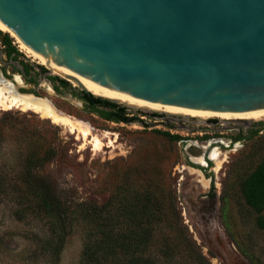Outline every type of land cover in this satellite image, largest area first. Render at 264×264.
<instances>
[{
    "label": "rangeland",
    "instance_id": "rangeland-1",
    "mask_svg": "<svg viewBox=\"0 0 264 264\" xmlns=\"http://www.w3.org/2000/svg\"><path fill=\"white\" fill-rule=\"evenodd\" d=\"M1 32L10 37L19 54L11 62L0 39V88L18 86L20 79L22 88L36 91V96L68 116L77 130L34 111L0 110V120H7L6 141H0V169L15 167L18 154L32 149L23 126L29 131L42 129L49 126L41 121H49L59 128L60 139L46 133L65 153L42 171L53 179L71 211L79 204L127 205L142 200L144 192H154L150 199L164 204V217L171 216L169 204L175 203L181 225L211 264H264V229L258 225L264 210L249 206L242 191L244 180L264 162V120L186 121L160 111L128 109L129 117L143 123L108 121L91 112L90 103L81 100L83 91L61 89L56 95L46 79H40L37 86L26 82L17 66L27 65L38 75L36 68L46 66L22 51L9 33ZM67 82L71 89L78 87ZM84 131L90 135L84 137ZM93 137L101 142L99 150ZM207 162L211 163L208 167ZM218 163H222L220 170ZM50 226L38 203L3 200L0 264H80L84 241L80 222L74 224L60 252Z\"/></svg>",
    "mask_w": 264,
    "mask_h": 264
},
{
    "label": "water",
    "instance_id": "water-1",
    "mask_svg": "<svg viewBox=\"0 0 264 264\" xmlns=\"http://www.w3.org/2000/svg\"><path fill=\"white\" fill-rule=\"evenodd\" d=\"M0 22L84 94L82 84L190 109H264V0H0Z\"/></svg>",
    "mask_w": 264,
    "mask_h": 264
},
{
    "label": "trees",
    "instance_id": "trees-1",
    "mask_svg": "<svg viewBox=\"0 0 264 264\" xmlns=\"http://www.w3.org/2000/svg\"><path fill=\"white\" fill-rule=\"evenodd\" d=\"M0 39L10 56L16 57L19 54L8 35H3L0 31ZM52 80L58 81L63 88L70 86L67 81L58 77ZM81 100L90 103L91 112L108 121L143 123L140 119L129 117L127 108L119 107L102 97L83 94ZM100 107L107 111H96ZM41 122L49 127L29 131L23 126L22 133L30 140L32 149L18 154L15 167L0 169V203L7 198L38 203L49 218L59 252L74 224L80 222L84 229L80 264H211L181 225L175 203L169 204L171 216L164 217V204L150 199L155 196L154 192H144L142 200L127 205L79 204L71 211L53 179L42 171L47 165L57 163L64 157L65 148L62 145L54 146L55 138L46 133L50 132L60 139L59 128L49 121ZM209 122L218 121L210 119ZM6 123L7 120H0L2 143L6 141ZM49 128L54 131H49ZM167 135L178 138L169 133ZM242 191L249 206L257 211L264 210V162L244 180ZM258 225L264 229V217L259 218Z\"/></svg>",
    "mask_w": 264,
    "mask_h": 264
},
{
    "label": "bare ground",
    "instance_id": "bare-ground-1",
    "mask_svg": "<svg viewBox=\"0 0 264 264\" xmlns=\"http://www.w3.org/2000/svg\"><path fill=\"white\" fill-rule=\"evenodd\" d=\"M0 30L9 33L13 38H15L16 42L19 44V47L22 51H24L30 57H33L37 60L28 50L27 48L0 22ZM38 61V60H37ZM38 63H40L38 61ZM41 64V63H40ZM43 65V64H42ZM45 66V65H44ZM47 67V66H46ZM49 68V67H48ZM52 70V69H51ZM54 74H58L59 76L70 81L74 86H78L79 84L76 81L70 80L69 78L61 75L60 73L52 70ZM1 81L3 79H0ZM19 86L23 85L21 80H18ZM82 84V83H81ZM86 90L90 93L104 97L118 100L119 102L126 103L130 106H134L137 108H141L148 111H160L169 115H179L184 116L186 118H194L199 121H206L211 118L219 119L220 121H234V120H264V109L255 110L243 113H232V112H213L206 111L200 109H190L179 106H170V105H162L159 103H152L145 101L143 99H139L133 96H127L119 91H103L85 84H82ZM4 89H7L8 92L6 95L3 92ZM4 89L0 88V110H11V109H20L23 111H34L42 117H45L51 120L53 123L65 126L70 128L72 131L77 130L75 124L71 121L68 116H65L58 112L49 102L42 98H35L33 95H20L17 94L18 86L14 84H10L9 86L4 87ZM84 137L90 135V131L82 132ZM92 142H94L95 147L100 148L101 142L99 139L93 137ZM99 150V149H98ZM217 151L215 150L213 155H216ZM222 163H218L217 170H220Z\"/></svg>",
    "mask_w": 264,
    "mask_h": 264
},
{
    "label": "flooded vegetation",
    "instance_id": "flooded-vegetation-1",
    "mask_svg": "<svg viewBox=\"0 0 264 264\" xmlns=\"http://www.w3.org/2000/svg\"><path fill=\"white\" fill-rule=\"evenodd\" d=\"M7 53V51H6ZM8 58L9 60L14 61L15 60V56L12 55L10 56L8 53ZM23 68H24V72L25 74L21 71V70H18V72L21 74V76L25 79L26 82H28L29 84H34V85H39L40 84V79H46L48 81H50L53 85V88L58 92L60 93L61 92V89H66V90H72L70 88V86L68 87H61L59 86V82L58 81H55V80H52V78H54V76H51V75H48V71L45 69V68H42V67H37L39 69L36 68L37 72H39V75L38 73H34L33 70H31L27 65H21ZM5 70V68L3 69V71ZM52 73V72H51ZM53 74V73H52ZM23 85L19 86L18 85V89L20 88V90L22 92H27L26 89L22 88ZM73 91V90H72ZM32 93L36 94V91H31ZM84 93H82L83 95ZM209 158V157H208ZM211 163L210 162H207V164L205 165L206 167H208V165H210ZM203 166V165H202ZM204 166V167H205Z\"/></svg>",
    "mask_w": 264,
    "mask_h": 264
}]
</instances>
